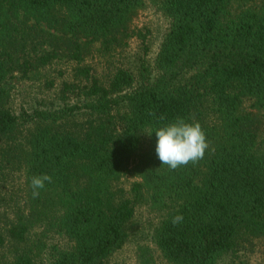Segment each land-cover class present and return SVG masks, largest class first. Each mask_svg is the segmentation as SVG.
Listing matches in <instances>:
<instances>
[{
  "label": "trees",
  "instance_id": "1",
  "mask_svg": "<svg viewBox=\"0 0 264 264\" xmlns=\"http://www.w3.org/2000/svg\"><path fill=\"white\" fill-rule=\"evenodd\" d=\"M148 2L168 23L152 66L113 68L103 85L84 61L143 40L130 27L143 0H0V191L21 178L14 204L12 188L0 197L9 264H104L137 206L156 215L149 238L167 264L264 240V0ZM52 63L72 64L58 105L12 112L15 84Z\"/></svg>",
  "mask_w": 264,
  "mask_h": 264
},
{
  "label": "rangeland",
  "instance_id": "2",
  "mask_svg": "<svg viewBox=\"0 0 264 264\" xmlns=\"http://www.w3.org/2000/svg\"><path fill=\"white\" fill-rule=\"evenodd\" d=\"M130 27L135 31H139L143 35V40L137 37L130 38L111 57L99 55L94 51L96 47L94 46L92 54L85 59L84 64L90 66L92 76L99 83L105 84L113 68L122 67L133 71L140 60L145 62L148 67L152 66L160 41L168 28V23L164 16L148 0H143V6L130 21ZM71 65L52 63L41 71V76L40 78L38 77L39 80L15 84L9 100L12 112L15 114L20 111L30 113L36 108H42L41 104L58 105L53 97L60 83L70 80ZM45 80L53 81L51 89H46L44 85ZM242 108L246 111L255 112L250 108L248 102H244ZM258 115L264 123V111H259ZM135 164L136 161H131L130 167L132 168ZM138 180V175L132 170L129 175L119 180L118 186L126 192L129 185L133 181ZM20 183V172L13 173L8 178L6 188L0 191V197H3L1 194H4L5 191L6 193L8 191L11 192L10 189L12 188V202L14 204L17 201V197H20ZM3 205L4 203L0 201V215L9 218V212L3 210ZM156 221V215L145 206H137L128 225V238L126 242L104 264H142L139 257V250L142 249L147 250V256L150 258L149 264H167L150 242L149 236ZM53 242H56L59 247H64L66 244V241L61 238H54ZM10 260L11 244L8 242L0 248V264H9ZM36 261L38 264H48L46 253H42ZM216 264H264V240H251L248 244H245L243 249L237 252L236 256L226 255Z\"/></svg>",
  "mask_w": 264,
  "mask_h": 264
}]
</instances>
